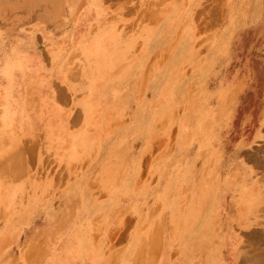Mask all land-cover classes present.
Returning <instances> with one entry per match:
<instances>
[{
    "label": "rangeland",
    "instance_id": "374dc122",
    "mask_svg": "<svg viewBox=\"0 0 264 264\" xmlns=\"http://www.w3.org/2000/svg\"><path fill=\"white\" fill-rule=\"evenodd\" d=\"M89 3L75 17V41L99 21L134 38V56L121 75L104 81L98 99L103 94L108 111L88 126L83 90L74 92L59 78L43 79L39 92H52L55 104L68 112L70 131L86 130L90 138L71 165L46 151L40 129L11 150L0 180L22 187L14 205L16 210L22 205L24 213L13 219L18 230L0 247V264H200L193 244L208 219L215 222L205 246L223 233L235 235L234 251L225 249L229 261L264 264V0H101L99 15ZM4 6L26 7L22 18L29 20L35 19L34 8L55 4L0 0ZM61 53L56 50L54 58ZM62 58L53 67L58 77L67 57ZM13 69L10 64L7 72ZM70 80L85 82L80 68ZM12 81L8 78L4 90L8 106L15 107ZM39 92L31 95L32 104H42ZM193 172L196 180L203 177L200 186L214 188L206 199L191 192L199 207L190 209L198 218L185 232L187 248L179 249L170 244L177 214L171 205L185 195L178 197L182 175ZM235 203L245 204L248 216L240 223L231 217L223 229ZM3 214L0 210V229ZM95 222L99 227L93 226L92 235H83L88 249L101 250L91 258L80 252L77 234L84 228L86 234Z\"/></svg>",
    "mask_w": 264,
    "mask_h": 264
},
{
    "label": "bare ground",
    "instance_id": "6f19581e",
    "mask_svg": "<svg viewBox=\"0 0 264 264\" xmlns=\"http://www.w3.org/2000/svg\"><path fill=\"white\" fill-rule=\"evenodd\" d=\"M100 5V2L94 5L90 4L91 12L94 11L99 15ZM129 11L130 10H128V12ZM81 22L82 26H85L87 24V22L83 19H81ZM134 42V38H132L130 35L118 32L114 26L106 25L98 21L93 24V27L90 31L88 29H85L79 35L78 41H75L74 44L76 49H73L71 54L61 64L59 79L63 82H66L69 89L74 92L76 90H83L84 97L81 103L83 107L85 126L90 125V123L92 124L94 118L102 115L103 112L108 111V101L102 100L103 94L101 96V99L99 100V92L104 86V81L111 76L116 75V73L120 74L122 72L121 70H123L122 67H124L126 64V60L134 56ZM76 67L78 69L80 68L81 77L85 80V82L80 85L73 84L70 80L71 74ZM34 77L35 75L28 76L27 74H25L22 77L23 87L25 88L24 92H20L16 95L14 93L15 90L13 91L12 95L15 96L17 102L15 107L8 106L6 92L4 90V94L0 103L3 107V112L0 114V155L2 153L10 152L11 150L15 149L21 142L23 136L37 135V130L40 129L44 134V148L46 149V151L51 152L53 154L52 156H54L56 161L61 165H71L75 159H80L82 157V154H84L83 150L85 149L86 144L89 142L90 137L87 135L86 130H82L77 134H73L70 131L68 124V112L61 109L57 104H55L52 97V92H47V89L44 92H39L40 88L45 87L43 86V83L45 82L43 79L46 77L43 75L40 76L39 74L36 75L35 80ZM56 89L58 88L56 87ZM38 92L43 93V102L41 105H36L34 103L32 104L31 95ZM64 96L65 95H63V97ZM66 97H69V95H67ZM67 99L69 100V98ZM67 99L65 98L66 101ZM62 101L64 100H61V102ZM207 143L208 141H206L205 145H207ZM182 178L184 179V181L181 183V187L178 191V197L180 198V196L182 195V191L185 192V195L180 198V203L178 204L179 206H176L175 204L171 205V207H173V210L176 211L177 214L172 217L171 222V225H174L175 229L171 230L169 233V235H171L170 244H172V246L177 245L179 249L187 248L188 237L186 236L185 232L187 228L195 223V219L198 218L195 210L190 209L199 207L198 204L194 203V201L196 200L194 199L195 197L191 194V192L196 190V192H198L199 194H194L195 196L199 195V197L206 199L208 194L207 192L214 188V186L210 184L200 186L201 182L203 181V177L201 176L200 179L196 180L194 172L189 177L187 176V174H183ZM186 184L188 186H186ZM21 190L22 187L20 185H15L13 184V182L8 183L5 182V180H0V210L4 211V214L2 216L4 224L0 229V247L4 246L8 235H15L16 231L18 230V227L13 225V219L15 216L24 213V208L22 205H19V210H16L14 199L16 197V194L18 192L20 193ZM186 195H189L191 197L189 204H185L189 199L186 198ZM229 208L234 209V213L232 214L231 212H229L227 218L228 220L221 222L222 224L224 223L223 229L227 227L229 219L231 217L234 218V216H238V223H240L241 217L245 218L246 216H248V208L245 204H243V206H240L236 203L230 204ZM235 208L239 211V214H237ZM208 222L209 219L206 221V223L204 222L202 226L203 231L199 233V241H194L193 244V251L198 249V253H200V264H232L229 261L227 253H225V249L229 246L230 251H234L235 248L233 241L236 238L235 235H227V233H223V235L221 234L214 243L212 240L207 242V245L205 246L203 241L207 239L213 232L212 228L215 219L214 222L210 224ZM242 224H244V221L242 222ZM93 226H95V229L99 227L98 223L96 222L93 225L91 224V227H89L90 231L86 234L84 233V228L82 232L77 234V240L79 242V247L81 250L80 252L86 251L90 254L91 258H96L101 255V250L94 246L93 248L88 249V247H86L83 243V235H92ZM231 236H233L234 239H232ZM74 250L76 249L74 248ZM242 250L243 249L238 252V257L243 253ZM79 256L80 255L78 254L76 257L78 258ZM77 258L75 260H77Z\"/></svg>",
    "mask_w": 264,
    "mask_h": 264
},
{
    "label": "crops",
    "instance_id": "0c3cea01",
    "mask_svg": "<svg viewBox=\"0 0 264 264\" xmlns=\"http://www.w3.org/2000/svg\"><path fill=\"white\" fill-rule=\"evenodd\" d=\"M85 1L87 0H54L55 6L36 8L33 13L35 19L29 20L22 18L28 15L26 8H0V103L8 78L15 83L16 95L25 90L21 73L28 76L48 75L46 78L53 81L59 78L53 73V67L62 62V57H68L69 49L74 46L75 17L82 14L79 7ZM100 1L90 0L88 8H91L90 4L94 5ZM76 2L78 7H75ZM8 16L20 18L9 19ZM58 49L62 50V57L59 59L54 58V52ZM10 64L14 65V69L7 72ZM19 64L22 70L17 67ZM2 112L3 107L0 104V114ZM21 151L22 147H19L15 153ZM10 152L0 155V167L10 159Z\"/></svg>",
    "mask_w": 264,
    "mask_h": 264
}]
</instances>
